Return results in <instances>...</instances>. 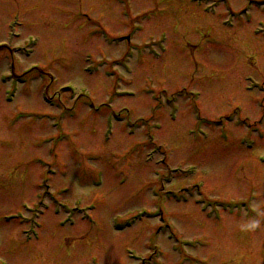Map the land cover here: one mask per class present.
Here are the masks:
<instances>
[{"label":"rangeland","instance_id":"obj_1","mask_svg":"<svg viewBox=\"0 0 264 264\" xmlns=\"http://www.w3.org/2000/svg\"><path fill=\"white\" fill-rule=\"evenodd\" d=\"M259 1L0 0V264H264Z\"/></svg>","mask_w":264,"mask_h":264},{"label":"flooded vegetation","instance_id":"obj_2","mask_svg":"<svg viewBox=\"0 0 264 264\" xmlns=\"http://www.w3.org/2000/svg\"><path fill=\"white\" fill-rule=\"evenodd\" d=\"M26 7H28V6H26ZM127 14H130L128 9H127ZM7 20H9V19H7ZM123 38L126 39L127 41H129V36L125 35V36H123ZM10 42H11V40H10V38H8V36L6 34H4L3 38H0V63L3 60L4 61L8 60V62H9V71H7L6 74H0V78L2 76L4 78V80L9 79L10 84L12 85L13 83H15V86H16L17 82L22 81L26 78L27 87L29 88L30 87L29 84L30 83L35 84V81L39 80L38 76L43 75L44 71L41 70L39 67L35 66V64H29L27 67H22V65L20 64L19 58L20 57L26 58V54L23 52V47H21L19 49L18 48L15 49V52H14L13 49L11 48L12 46H11ZM249 53L250 52H247L246 54H249ZM14 58L17 61V63H15ZM0 73H2V72H0ZM29 76H32L33 78H36V79L28 80ZM13 77L15 78V81H14ZM39 81H42V80H39ZM42 179L43 180L41 181V183L35 182L34 184L37 187L42 189L43 196H48L49 198H51V200H53L54 196L50 191V186L52 184H50L48 181H46L47 177L43 176ZM59 205L60 206L54 207L55 210L68 208V206H66L65 204H59Z\"/></svg>","mask_w":264,"mask_h":264},{"label":"bare ground","instance_id":"obj_3","mask_svg":"<svg viewBox=\"0 0 264 264\" xmlns=\"http://www.w3.org/2000/svg\"><path fill=\"white\" fill-rule=\"evenodd\" d=\"M237 40H238V44H240V46L243 49V46L246 45V43L241 41V35L239 37H237Z\"/></svg>","mask_w":264,"mask_h":264}]
</instances>
